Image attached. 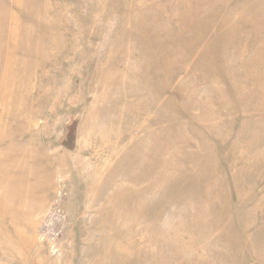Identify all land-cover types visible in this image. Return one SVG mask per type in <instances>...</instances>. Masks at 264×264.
Returning <instances> with one entry per match:
<instances>
[{
    "label": "rangeland",
    "instance_id": "rangeland-1",
    "mask_svg": "<svg viewBox=\"0 0 264 264\" xmlns=\"http://www.w3.org/2000/svg\"><path fill=\"white\" fill-rule=\"evenodd\" d=\"M0 264H264V0H0Z\"/></svg>",
    "mask_w": 264,
    "mask_h": 264
}]
</instances>
